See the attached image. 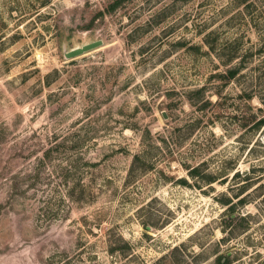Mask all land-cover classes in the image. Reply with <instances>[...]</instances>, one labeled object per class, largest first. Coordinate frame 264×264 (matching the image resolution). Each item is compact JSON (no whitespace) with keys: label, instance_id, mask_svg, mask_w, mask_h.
Here are the masks:
<instances>
[{"label":"rangeland","instance_id":"obj_1","mask_svg":"<svg viewBox=\"0 0 264 264\" xmlns=\"http://www.w3.org/2000/svg\"><path fill=\"white\" fill-rule=\"evenodd\" d=\"M220 257L264 264V0H0V264Z\"/></svg>","mask_w":264,"mask_h":264},{"label":"water","instance_id":"obj_2","mask_svg":"<svg viewBox=\"0 0 264 264\" xmlns=\"http://www.w3.org/2000/svg\"><path fill=\"white\" fill-rule=\"evenodd\" d=\"M102 45H103V41L98 40V41L86 43V44H83L80 46H74L73 48H71L69 50L64 49V51H63L64 57L66 59H74V58L79 57L81 55H84V54H86V53H88L94 49H97ZM164 116H165V114H164Z\"/></svg>","mask_w":264,"mask_h":264},{"label":"trees","instance_id":"obj_3","mask_svg":"<svg viewBox=\"0 0 264 264\" xmlns=\"http://www.w3.org/2000/svg\"><path fill=\"white\" fill-rule=\"evenodd\" d=\"M231 60V59H230ZM229 60V61H230ZM237 73H238V70L236 69V70H234V69H230V70H228L227 72H226V74L224 75V76H222L225 80H227V81H230V80H232V79H234L235 77H236V75H237ZM218 263L219 264H228V259H226V257H220V258H218Z\"/></svg>","mask_w":264,"mask_h":264}]
</instances>
